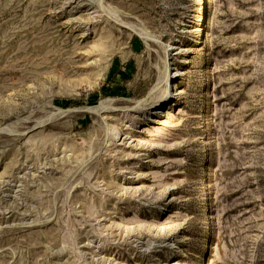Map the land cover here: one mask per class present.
<instances>
[{
  "label": "rangeland",
  "instance_id": "1",
  "mask_svg": "<svg viewBox=\"0 0 264 264\" xmlns=\"http://www.w3.org/2000/svg\"><path fill=\"white\" fill-rule=\"evenodd\" d=\"M0 264H264V0H0Z\"/></svg>",
  "mask_w": 264,
  "mask_h": 264
},
{
  "label": "bare ground",
  "instance_id": "2",
  "mask_svg": "<svg viewBox=\"0 0 264 264\" xmlns=\"http://www.w3.org/2000/svg\"><path fill=\"white\" fill-rule=\"evenodd\" d=\"M208 2V4H210V2L209 1H207ZM201 28V27H200ZM200 28H199V30H200ZM165 73H167L166 74V76H165V79L163 80V84H166L167 82L169 83V84H171L172 82H170V81H172L173 80V77L174 76H177V74L174 72V73H172V72H169L168 71V67H165ZM173 70V69H172ZM160 83H161V81H160ZM167 88H169V86H166L165 87V90L163 91V93H162V97H161V99H159L158 100V102H155L153 105H152V107H153V112H155V114H158V111H159V109L160 108H162L163 106L165 107V108H163V110H165L166 109V107L169 105V103L171 102L170 101V96H171V94L173 93V91H172V93H170V94H167V90H169L170 91V89H167ZM167 89V90H166ZM157 95V94H156ZM106 103V102H105ZM104 103V104H105ZM151 103V102H150ZM151 107V108H152ZM106 109V106L104 107H102V108H100V110H104V109ZM90 111H94V113H95V111H97V110H99L98 108H92V109H89ZM140 110V108L139 107H137V109L135 108V111H139ZM97 114H98V112H97ZM153 120V119H152ZM152 120H149V121H152Z\"/></svg>",
  "mask_w": 264,
  "mask_h": 264
}]
</instances>
